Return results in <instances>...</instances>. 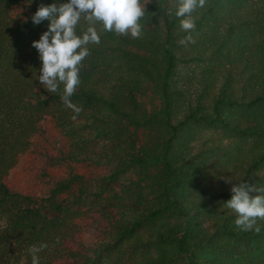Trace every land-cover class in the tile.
<instances>
[{
    "label": "trees",
    "instance_id": "16d2710c",
    "mask_svg": "<svg viewBox=\"0 0 264 264\" xmlns=\"http://www.w3.org/2000/svg\"><path fill=\"white\" fill-rule=\"evenodd\" d=\"M50 2L0 0V264H264V219L224 206L264 187V0H206L185 44L178 0H141L140 37L88 45L79 113L36 77Z\"/></svg>",
    "mask_w": 264,
    "mask_h": 264
},
{
    "label": "clouds",
    "instance_id": "9594fccd",
    "mask_svg": "<svg viewBox=\"0 0 264 264\" xmlns=\"http://www.w3.org/2000/svg\"><path fill=\"white\" fill-rule=\"evenodd\" d=\"M205 2L178 0L174 15L185 33L179 41L181 44L192 42L191 32L195 28L192 13L203 8ZM146 3L141 4V0H51L39 4L30 20L33 25L47 21L46 29L38 39L31 41L40 61L36 76L40 85L49 93L57 92L62 85L61 100L73 113H79L81 109L70 97L80 83L79 66L89 54L88 45L98 44L101 32L140 37L142 25L139 20L145 14ZM81 21L86 27L77 34L76 28ZM229 191L230 198L224 201V206L236 214L234 224L242 231L259 233L261 226L256 221L264 219V187L241 180L233 183ZM251 192L257 194L250 196ZM43 247L29 248L31 264H39L37 253Z\"/></svg>",
    "mask_w": 264,
    "mask_h": 264
}]
</instances>
